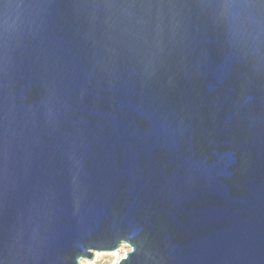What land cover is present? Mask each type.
Segmentation results:
<instances>
[{
	"label": "water",
	"instance_id": "1",
	"mask_svg": "<svg viewBox=\"0 0 264 264\" xmlns=\"http://www.w3.org/2000/svg\"><path fill=\"white\" fill-rule=\"evenodd\" d=\"M264 264L262 0H0V264Z\"/></svg>",
	"mask_w": 264,
	"mask_h": 264
},
{
	"label": "rangeland",
	"instance_id": "2",
	"mask_svg": "<svg viewBox=\"0 0 264 264\" xmlns=\"http://www.w3.org/2000/svg\"><path fill=\"white\" fill-rule=\"evenodd\" d=\"M129 249L127 245L116 251H120V255L116 251H97L93 259L83 260L84 264H117L121 256Z\"/></svg>",
	"mask_w": 264,
	"mask_h": 264
},
{
	"label": "bare ground",
	"instance_id": "3",
	"mask_svg": "<svg viewBox=\"0 0 264 264\" xmlns=\"http://www.w3.org/2000/svg\"><path fill=\"white\" fill-rule=\"evenodd\" d=\"M115 253L118 254V256L120 255V251H116Z\"/></svg>",
	"mask_w": 264,
	"mask_h": 264
},
{
	"label": "snow or ice",
	"instance_id": "4",
	"mask_svg": "<svg viewBox=\"0 0 264 264\" xmlns=\"http://www.w3.org/2000/svg\"><path fill=\"white\" fill-rule=\"evenodd\" d=\"M262 2H264V0H262Z\"/></svg>",
	"mask_w": 264,
	"mask_h": 264
}]
</instances>
